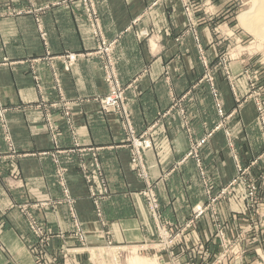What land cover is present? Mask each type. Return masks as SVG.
<instances>
[{
  "label": "crops",
  "instance_id": "obj_1",
  "mask_svg": "<svg viewBox=\"0 0 264 264\" xmlns=\"http://www.w3.org/2000/svg\"><path fill=\"white\" fill-rule=\"evenodd\" d=\"M95 8L104 38L117 41L113 57L122 86H130L126 97L134 129L141 132L156 124L144 162L164 220L179 227L194 206L206 201L207 190L216 194L234 178L233 157H239V163L246 150L245 115L239 112L228 122L231 138L215 129L221 118L212 88L223 116L231 112L235 101L225 81L213 85L203 79L180 0H95ZM40 9L44 10L39 16L44 41L34 19L38 14H26ZM141 32L147 37H140ZM199 32L212 60L207 29ZM94 50L77 0H0V102L8 109L13 142L10 150L0 129V247L11 256L8 261L0 252V264H36L29 252L31 239V244L27 239L30 215H24L19 206L30 207L31 217L50 234L73 232L57 167L65 171L67 198L73 201L89 244L101 245L103 240L134 244L151 237L152 226L139 194L144 185L129 171L118 118L103 112L99 104L107 95L99 60L84 57L69 71L54 62L60 92L50 69L33 64L46 52L58 58ZM35 72L42 81L41 90L32 79ZM61 100L69 108L66 121L61 110L49 108ZM47 113L58 127L56 146L44 121ZM203 139L199 163L185 159L190 146ZM59 151L64 153L55 154ZM92 153L108 191L101 202L102 225L88 199L84 176L93 165ZM94 177L91 185L99 187L100 175Z\"/></svg>",
  "mask_w": 264,
  "mask_h": 264
},
{
  "label": "rangeland",
  "instance_id": "obj_2",
  "mask_svg": "<svg viewBox=\"0 0 264 264\" xmlns=\"http://www.w3.org/2000/svg\"><path fill=\"white\" fill-rule=\"evenodd\" d=\"M77 1L80 5L84 4V2L92 3L98 16L95 0ZM253 1L180 0L181 9L186 19V33L192 36L195 42L198 60L203 69V79L213 85H215L217 80L219 82L225 81L235 101L231 112L223 116L215 127L217 128L219 125V129L224 132L225 137L231 138L227 124L239 112L245 115L246 150L239 163L237 161L239 157L237 158L236 155V158L233 157L236 163V174L229 185L221 188L213 195L210 190H207L206 201L203 204L194 206L189 218L181 226H172L162 216L156 190L151 184L149 176L148 184H146L145 179L140 178L131 165L126 135L117 117L123 136L124 148L128 153L129 171L144 185L143 190L139 194L144 200L147 216L152 226L150 239L123 245H114L107 240H103L101 245L92 242V244H89L87 239L84 242H80L76 233V226L81 228V225L74 214L73 201L67 198L68 190L65 171L57 167L56 177L66 198L65 204L68 207L73 224V232L67 235H62L61 233L50 234L45 230L44 224L31 217L32 211L30 207L26 206V204L19 206V210L24 215H30V234L27 239L28 242L30 241L29 237L31 239L32 248L29 252L34 257L36 264H59V260H62V264H127L133 256H138L146 261L151 260L152 263L154 261V264H264V30L262 31L260 28L259 33L263 35L257 37L249 32L251 29L247 25H242L239 21V16L243 14H245V17L249 16L246 13L252 7ZM43 11V9L35 12L26 11V14L37 13L38 15H35L34 19L35 21L38 19L40 22L39 16ZM16 14H20V12ZM259 20L261 19H257L252 24L257 23L258 27L259 23L264 22ZM200 28L207 29L206 37L211 39L209 46L212 47V50L209 51L211 52L212 60L207 57V50L202 44ZM86 55L88 54L82 56ZM33 64L42 66V61L36 59L33 60ZM36 77L39 76L35 72L32 79L35 80ZM127 92L125 94L126 101ZM257 104H260V112L257 111ZM217 105L221 109V105L215 100L216 111ZM40 107L41 104L38 109ZM49 108L61 110L63 105L57 104L53 107L49 106ZM1 110L6 113L5 122L7 126V131H5L0 122L3 142L12 150L13 142L7 123L8 109L0 102ZM152 125H155V123ZM55 128V133H52V135H56L58 132V127L55 126ZM226 133L229 136H226ZM201 141L193 143L188 152ZM203 145L204 143L198 148L197 153L202 149ZM229 146H232V144H229ZM62 153L64 152L59 151L55 154L59 155ZM144 157V168H146L148 173ZM242 159H244V162L241 161ZM94 174L100 175L99 187L91 185L92 180L95 179ZM84 176L88 185V199L95 213L90 193L95 192L96 195L101 196L100 201L102 202L107 198L108 191L104 184V178L100 174V167L97 171L94 161L89 170V175L84 171ZM104 186L106 193L102 194ZM223 190H226L224 194H222ZM145 192L147 193L145 194ZM151 198L155 200L157 205L156 217H154L152 212ZM197 206H202L206 211L203 216L195 219L194 209ZM96 218L97 222L102 225V215L100 218L97 216ZM199 227L201 232H198ZM83 233L85 238H87L88 235L84 231ZM52 245L58 247L51 250ZM135 248H144V250L142 252L134 251L128 253V250H134ZM0 252L6 255L8 261L11 260L10 254L2 247H0Z\"/></svg>",
  "mask_w": 264,
  "mask_h": 264
},
{
  "label": "built area",
  "instance_id": "obj_3",
  "mask_svg": "<svg viewBox=\"0 0 264 264\" xmlns=\"http://www.w3.org/2000/svg\"><path fill=\"white\" fill-rule=\"evenodd\" d=\"M82 6V11L84 13L85 16V20L87 22L89 31H90V35L91 38L94 42L95 45V50L93 54H88L86 56H82V55H76V54H65L64 56L58 57V58H53L50 56V54L48 52L45 53L44 57L42 59H40V61H42V64L44 66H46V68L50 69V72L52 73V76L55 79V85L58 89V92H60V83L58 80V74L56 73V71L54 70V62L59 63L64 71H69L72 67L75 66V64L82 58L84 57H95L97 58L100 63H101V69H102V74H103V81L107 87V95L104 98H101L99 100V104L101 106V109L104 112H108V113H114L116 114V116L119 118L122 129L125 132L126 135V141L128 144V149H129V153L131 156V165L134 167L137 175L140 178L145 179L146 184H148V173L146 168H144V163H143V157H144V153H146L150 148H151V135L154 131V129L156 128V124L152 125L149 129L141 132V133H137L132 124H131V120H130V114H129V109H128V104L127 101L125 99V94L127 92V89L129 88V86L124 87L122 86L119 78H118V74H117V70H116V66H115V61H114V57H113V52L115 50L116 47V40H106V38H104L103 35V30H102V26L100 24V20L98 18V16L95 13L94 7L92 3L89 2H84V4L81 5ZM36 24H37V29L39 31V35L41 40H45L46 34L44 33L41 24L39 22V20H36ZM140 37H147V35L145 34V32H141ZM40 63V62H39ZM36 87L41 90L42 89V81L39 77H36L34 80ZM212 93V97L217 101L218 95L217 92L214 88H212L211 90ZM63 101L61 100V102H59V104L63 105V108H61V116L63 118V120H67L70 117V113H69V108L67 106H65L64 103H62ZM53 107V106H52ZM217 113L218 116L220 118H223V114L222 111L220 109V106L217 105ZM257 111H261L260 108V104H257ZM180 113H182V111L180 110ZM5 111L1 110L0 111V122L2 124V128L7 131V126H6V122H5ZM45 122L47 125V128L49 129L50 133H55V122L54 119L52 118V116L50 114H47L45 116ZM220 126L218 125L216 129L219 130ZM53 136V140H54V144L56 145V135H52ZM226 136H229L226 133ZM205 142V139H203L200 143H198L196 145L195 148H192L186 155H185V159L186 158H194L196 159V163H199L198 160V153L197 150L198 148L201 147L202 143ZM91 150H88V152ZM75 151H70L69 153H74ZM79 152V151H78ZM85 152V151H82ZM92 157H93V161L95 164V168L98 171L99 170V165L97 163V159L94 155V153H92ZM226 192V190H223L222 194H224ZM106 190H105V186L104 189L102 191V194H105ZM147 192H145L146 194ZM145 196V195H144ZM90 198L92 200V203L94 205V210H95V214L98 218L101 217L102 213H101V208H100V204H101V196L99 197L98 195H96L95 192H91L90 193ZM151 203H152V212L154 214V217H156V211H157V205L154 199L151 198ZM206 209L202 208V206H197L194 209V218L197 219L201 216H203V214L205 213ZM156 220V218H155ZM33 231L34 228L32 227ZM161 230V229H160ZM159 230V231H160ZM76 233L78 234V239L80 242H84V240L86 239L84 236L83 231L81 230V228L79 226H76ZM144 250L141 248H135L134 250L130 249L128 250V253L130 252H142ZM118 252V250H117Z\"/></svg>",
  "mask_w": 264,
  "mask_h": 264
},
{
  "label": "bare ground",
  "instance_id": "obj_4",
  "mask_svg": "<svg viewBox=\"0 0 264 264\" xmlns=\"http://www.w3.org/2000/svg\"><path fill=\"white\" fill-rule=\"evenodd\" d=\"M246 14L249 16L245 17V14L239 16V21L241 22V24L247 25V27H249L251 29L249 32L253 33L255 36H257V37L262 36L263 34L259 33V32H260V28L262 31L264 30V22L259 23L258 27H257V23H255V24H252V23L257 21V19H259V18L261 19L259 21H264V0H254L252 7L250 8V10ZM152 261H153V259H152ZM127 264H154V261L152 263L151 260L146 261L145 259H142L138 256H133L129 259Z\"/></svg>",
  "mask_w": 264,
  "mask_h": 264
}]
</instances>
